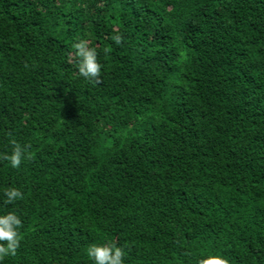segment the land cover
<instances>
[{"label":"trees","instance_id":"trees-1","mask_svg":"<svg viewBox=\"0 0 264 264\" xmlns=\"http://www.w3.org/2000/svg\"><path fill=\"white\" fill-rule=\"evenodd\" d=\"M122 34L125 43L112 40ZM100 53L99 81L72 45ZM0 195L19 188L3 264H264V0H0Z\"/></svg>","mask_w":264,"mask_h":264},{"label":"clouds","instance_id":"clouds-1","mask_svg":"<svg viewBox=\"0 0 264 264\" xmlns=\"http://www.w3.org/2000/svg\"><path fill=\"white\" fill-rule=\"evenodd\" d=\"M112 40L116 46L125 43V37L122 34H115ZM72 47L77 58L78 75L85 80L99 81L103 69L100 53L90 46L87 38L74 42ZM30 149V144L12 139L10 150L0 152V161H6L13 169H19L25 160L32 158L33 153ZM23 198V192L15 186L8 187L0 195L2 206L5 207L14 206ZM21 226L22 218L15 207L0 214V264H3L5 258L17 254L21 243ZM86 255L91 264H125L124 249L109 241L90 244L86 249ZM196 264H230V261L219 252L209 251L198 257Z\"/></svg>","mask_w":264,"mask_h":264}]
</instances>
